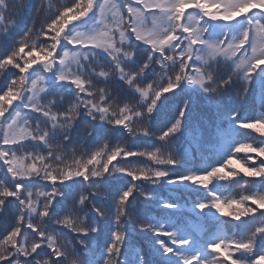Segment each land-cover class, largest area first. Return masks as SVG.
<instances>
[{
    "label": "snow or ice",
    "instance_id": "obj_1",
    "mask_svg": "<svg viewBox=\"0 0 264 264\" xmlns=\"http://www.w3.org/2000/svg\"><path fill=\"white\" fill-rule=\"evenodd\" d=\"M6 7V0H0V31L4 32L15 24V22L9 23L6 19L3 11ZM49 8H52L51 4ZM188 9L193 8L181 11V0H65L55 11H49L50 22L46 24L42 32L52 41L48 47H38L35 42H32L30 50L25 52V48L29 45L26 39H21L18 48L15 47L7 55L0 57V70L12 66L18 69L21 74L18 77L13 76L4 89L0 91V108L3 109L0 112V161H3V167L6 168V179L10 176V179H7V184L0 182V197H2L0 198V213L5 211L9 197L14 198L11 201L16 202L19 206L18 215H15L13 223L0 237V247L7 249L10 253V256L0 258V264H5L6 261H11L13 257L20 256L26 259L31 257L34 264H41L42 261L43 264H80L73 249L69 250L67 245L61 246L56 236L51 233L46 234L42 226L33 222L34 214H38L42 218L41 224L44 222L43 218L50 219L53 200L62 195L55 187L57 181L60 183L62 172L79 170L80 178L83 180L84 176H88V180L90 177L101 179L110 172L109 165L118 156L122 155L125 158L147 156L156 165L163 167L134 168L129 162L121 167H113L111 172H119L128 177H131L128 173L132 172L145 177V179L137 181L149 183L163 173H167L163 180L167 179L171 183H181L180 178L187 176L192 182L190 183L189 179H185L183 183L188 182L198 187H202L198 181L208 179L207 173L209 172L213 173L210 177L211 180L230 179V176L220 177L217 173L225 171L229 157H234L233 149L236 144L232 148L231 154L221 164L204 172H188L175 178H170V170L176 167L179 162L178 159L171 152L165 154L166 151H161L159 147L133 152L131 149L126 150L120 145L109 150L108 145L105 144L89 154L88 159H75L74 167L65 165L64 169L52 168L49 170L50 165L45 163L48 157L54 161L61 159L57 151L59 146L53 148L52 137L57 131L62 132V126L76 120L77 115L81 114V106L83 107L82 112L91 120L121 126L118 128L126 130L130 135H135L134 129L130 126L133 117L147 122L156 110L160 97L174 92L181 85L198 87L209 95H216L221 90V85L224 88L228 86L232 82L230 74L224 78L217 71V65L221 62L230 64L231 68L235 69L233 74L241 76L245 85L251 83L252 77L257 72H264V11L249 10L246 14L230 22L232 24L243 18L244 23L237 33L231 35L225 33L219 38L212 39L207 37L210 27L209 21L223 22L224 24L225 21L219 17L209 16L199 9L187 11ZM89 16L94 20L89 31H76L74 27H68L70 24L76 25L77 22ZM28 32H31L30 28L24 33L25 37H27ZM50 32L54 35L49 36ZM133 37L136 42L146 45L149 50L147 59L139 67L129 66L125 63L132 60L128 59L126 50L129 42H133ZM69 40L72 43H69ZM69 45L72 47L69 48ZM96 50L102 51L110 61L109 65L100 66L99 71H96L97 67L94 66ZM20 54H24V57L28 58L23 66L17 62L18 58L23 59ZM257 61L262 62L257 63ZM155 63L161 65V72L155 73L154 79H142L146 71L151 68L150 66ZM53 64H55V69L52 68ZM34 65H39L43 69L47 68L51 72L55 70V79L60 76V82H67L74 86L77 102L64 112H59L54 107L56 103L54 100H48L47 104H41L44 94L48 91V85L42 76L36 79L30 78L29 70L33 69ZM177 67L179 71L175 72ZM106 69H113L114 72L118 73L119 80L123 81V84L139 94L138 104L130 106L128 103H123L121 99L117 100L113 96H109L105 88L97 89L95 87L94 78L97 80L103 78L107 83L111 80L109 79L110 71ZM193 71L194 75L192 74ZM171 72H174V75L170 74ZM73 80L75 84L68 82ZM149 81L153 82L149 83ZM81 94L91 98L84 99ZM158 94L159 98H157ZM8 95H11V99L5 100L4 98ZM14 103H19L28 112L43 116L48 127L41 128L40 121H35V127H33L25 114L26 112L13 110ZM119 103H123V107H119L117 111L116 106ZM54 109L56 110L54 111ZM5 113H8L7 117ZM183 115L184 113L181 111L180 116L170 127L158 133L160 141H167L179 131ZM235 117L236 114H233V119ZM257 120H264V118L237 121V127L241 128L242 124H251ZM242 129L249 130L247 128ZM64 133H67L66 129ZM143 135L149 136L152 133L147 128L143 131ZM64 138L66 139L67 135ZM25 141L35 142L36 145L43 144L48 149V156L31 152L18 155V153H23L24 148L27 147ZM254 148L258 150V154H255V157L252 156L253 160L264 155V145H256ZM131 153H135V155H131ZM102 156H106V160L103 162L100 159ZM26 160L33 162L29 164L25 162ZM260 161H264V159ZM89 165L92 166L91 169ZM253 165L251 167H264V163H260L258 166ZM21 169L23 174H21ZM33 178L48 181L55 178L50 193L43 191L35 193L37 198L45 197L46 200L43 205L44 210L39 212L37 200L33 199V192L27 189L23 183V181H29ZM204 189H208V187ZM135 191H137L136 184L132 183L119 197L118 214L115 217L117 229L114 232L116 236L115 238L112 236L111 243L106 249L103 264H117L124 240L121 218L125 216V205ZM209 196L211 199L198 204H207V208L212 209L213 203L221 200V195H217L215 192H209ZM245 197H254L259 200L264 199V194H245ZM228 199L229 196L224 197L223 201L227 202ZM80 201L84 204L83 196H81ZM97 212L102 215L99 213V209ZM257 212L264 213L259 209L256 210ZM55 222L66 227L73 225L68 219L56 220ZM22 227H25V230H31L30 235H26L25 232L22 233ZM257 227H264V224ZM141 229L152 231L156 236L168 237L173 245L183 247L189 243L187 240L174 239L175 233L165 230L163 226L155 228L148 224L141 225ZM75 232L81 237L88 235L79 229ZM162 233L170 234L165 236ZM235 242L238 241H234L233 238H221L207 245L208 256H203L201 253L182 256L181 264H188L189 260H192V264H227L229 261L231 264V261L238 259L232 258L233 252L231 259H229L228 245ZM80 243H83V240ZM157 243L165 255L175 254V249L166 244L164 240H158ZM43 244H46V247H42ZM209 245H212L215 251L210 250ZM38 249L43 251H38ZM234 252L239 253L240 251L234 249ZM260 255H264V253ZM44 256L49 257V259L41 260L40 258ZM221 256L225 258L221 259ZM14 262L20 264L19 260L13 261V264Z\"/></svg>",
    "mask_w": 264,
    "mask_h": 264
},
{
    "label": "trees",
    "instance_id": "obj_2",
    "mask_svg": "<svg viewBox=\"0 0 264 264\" xmlns=\"http://www.w3.org/2000/svg\"><path fill=\"white\" fill-rule=\"evenodd\" d=\"M64 2L65 0H6L7 7L3 9L4 14L9 23L15 22V24L9 27L6 32L0 31V57L7 55L15 47L18 48L21 39H26L29 45L25 48V52L30 50L32 42H35L38 47H48L52 41L42 32L46 24L50 22L49 11H55ZM50 4L52 5L51 9L49 8ZM187 11L197 10L188 9ZM93 23L94 20L89 16L77 22L76 25L70 24L68 27H74L76 31L86 32L90 30ZM243 23V18L239 23L233 22L231 25L209 21L210 27L207 37L215 39L225 33L235 34L240 30ZM29 28L31 32H28L27 37H25L24 33ZM51 35L54 33L50 32L49 36ZM133 43L136 49L135 55L132 60L125 63L129 66L139 67L147 59L149 50L146 45L136 42L134 37ZM68 47L71 48L72 46L69 45ZM20 56L23 59L18 58L17 62L23 66L28 58L24 57V54H20ZM95 57L96 71L100 70V66L110 64L107 56L100 50H96ZM84 63L87 64V62ZM150 67L142 79H154L155 73L159 74L162 70L159 63ZM106 70L110 71L109 79L111 80L107 83L103 78L99 80L94 78L95 87L97 89L105 88L109 96H113L117 100L121 99L123 103H128L130 106L138 104L139 94L123 84V81L119 80L118 73L114 72L113 69ZM29 71L31 79L42 76L47 82L48 91L44 94L41 104H47L48 100H54L56 101L54 107L59 112H64L77 102L74 86L67 82H58L55 79V70L49 73L45 72L41 66L34 65L33 69ZM178 71L179 68L177 67L175 72ZM217 71L222 77L227 78L232 68L230 64L221 62L217 65ZM170 74L174 75V72ZM192 74H195L194 71ZM15 75L18 77L21 74L18 69L12 66L0 70V91ZM152 82L149 81V83ZM81 97L84 99L91 98L85 94H81ZM123 103L116 106L117 111L119 107H123ZM13 110L26 112L25 114L33 127H35V121L41 122V128L48 127L43 116L24 110L19 103H14ZM80 111L81 114L77 115L70 133L57 131L52 137L53 148L59 146L57 151L61 159L54 161L48 157L45 163L50 165L49 170L52 168L64 169L65 165L74 167L75 159L86 160L89 154L107 144L109 150L120 145L126 150L131 149L133 152L159 147L166 151L165 154L167 152L173 153L179 162L174 169L170 170V178L188 172H204L221 164L231 154L234 145L239 142H251L253 146L264 145V137L251 132V130L237 127V121L264 118V72H257L252 77L251 83L247 84L246 90L244 80L238 75L216 95H209L195 86L181 85L174 92L160 97L156 110L147 122L133 117L130 126L134 129L135 135H130L126 130L118 128L121 126L91 120L82 112V106ZM181 111L184 115L179 131L167 141H160L158 133L170 127L180 116ZM233 114H236L235 119H233ZM7 115L8 113H5L6 117ZM147 128L152 135H143V131ZM65 135L68 136V139L64 138ZM24 143L27 147L24 148L23 153H18V155L31 152L48 156V149L43 144L36 145L32 141H25ZM247 155L249 154L235 153L234 158L243 160L251 167L254 163L247 159ZM250 155L255 157L254 153ZM100 159L103 162L106 160V156H102ZM261 159V157L255 158L257 166L264 163V161H260ZM25 162L30 164L33 161L26 160ZM129 162L134 168L163 167L156 165L147 156L125 158L121 155L112 161L109 165L110 172L101 179L90 177L88 181H84L82 178H76L63 184L57 181L55 187L62 195L53 200L50 219L43 218L44 222L41 224L42 218L38 214H34L33 222L42 226L46 234L51 233L56 236L59 244L67 245L69 250L73 249L82 264H103L106 249L111 243L112 233L117 229L115 217L118 214L119 197L132 183L136 184L137 191L129 198L125 205V216L121 218L124 240L117 264H181L182 256L196 253L208 256V244L221 238L243 239L255 227L264 224V213L262 212L236 221L230 217L219 216L214 209L206 208L201 211L196 207L198 203L211 199L209 192L221 195V200L227 196L238 199L241 194H264V177L247 178L243 177L241 173L228 180L213 179L208 189H204L188 182L169 183L167 179L156 184L145 181L133 182L131 177L124 176L119 172H111L113 167H121ZM37 165L39 166L38 161ZM91 167L89 165L90 169ZM225 171L230 172L232 169L228 167ZM5 173L6 168L3 167V161H0V182L7 184V179H10V176L6 179ZM23 183L27 189L33 192V199L37 200L38 212L43 211V205L46 202L45 197L37 198L35 193L40 191L50 193L53 188L52 182L33 178L29 181H23ZM81 196L85 198L83 205L80 204ZM8 199L9 202L6 203L5 211L0 213V237L5 234L8 227L13 223L15 215H18L19 212L18 204L11 201L14 198L9 197ZM165 204L173 205V207H164ZM248 206L255 207L251 202H248ZM97 209L102 215L98 214ZM83 214H86L87 226L96 229L95 232L90 231L87 236L81 237L70 227L55 222L56 220L68 219L75 224L77 217ZM148 224L155 228L163 226L165 230L175 233L174 239L187 240L189 243L183 247L173 245L168 237L156 236L152 231L141 229V225ZM30 231L22 227V233L25 232L26 235H30ZM81 240L83 243H80ZM158 240H164L166 244L173 247L175 254L165 255L157 243ZM42 247H46V244H43ZM38 251L42 252L43 250L38 249ZM229 251L233 252V259L236 258L251 264L256 256L264 253V234L257 236L255 248L250 254L236 253L231 248ZM52 258L54 259V257ZM220 258L224 259L225 257L221 256ZM40 259H49V257L44 256ZM15 260H19L20 264H34L31 257L26 259L22 256L13 257L11 261H6L5 264H13ZM227 264H230V261Z\"/></svg>",
    "mask_w": 264,
    "mask_h": 264
},
{
    "label": "clouds",
    "instance_id": "obj_3",
    "mask_svg": "<svg viewBox=\"0 0 264 264\" xmlns=\"http://www.w3.org/2000/svg\"><path fill=\"white\" fill-rule=\"evenodd\" d=\"M187 8L199 9L201 11L206 12L209 16L219 17L223 19L226 25H231L230 24L231 21H233L234 19H236L237 17L243 14H246L251 9H259V10L264 11V0H181V11ZM240 21H238V23ZM137 39H139V37H137ZM69 43H72V41L69 40ZM53 55H55V53H53ZM126 55L128 59H132L134 57L135 46L133 42H129L128 49L126 50ZM261 62L262 61H257V63H261ZM52 68L55 69V64L52 65ZM44 71L51 73V71L47 68L44 69ZM233 73H235V69H232V72L230 73L231 80H233L235 77L238 76ZM56 80L60 82L61 77L57 76ZM68 82L75 84L74 80L68 81ZM246 87L247 85H245V90H246ZM223 89L224 87L223 85H221V90L217 94H219ZM157 98H159V94L157 95ZM4 99L5 100L11 99V95L6 96ZM2 111L3 109L0 108V112ZM75 122L76 120L71 121L68 124L62 126L61 131L64 132V130L66 129L67 133H70ZM240 127L247 128L251 130V132L258 133L260 136L264 137V120H257L251 124H242ZM165 135H167V133H165ZM66 139H68V136ZM161 151L163 150L161 149ZM233 151L235 153L249 154L247 155V159L252 160L253 163H255V160L252 159V155L250 154H253V153L258 154V150L254 148L251 142H239L235 145ZM131 155H135V153H131ZM261 158L264 159V155H261ZM228 167H231L232 171L218 172L217 175L220 177L230 176V179L238 176L241 173L243 174V177H247V178H258V177L264 176V167H249L246 163H244L243 160L235 159L234 157H229V160L226 163V168ZM20 171H21V174H23V170L21 169ZM80 175L81 173L79 170H68V171L62 172L61 173L62 178L60 179V183L63 184L66 181L80 178ZM128 175L132 177L133 182L137 180L145 179V177L139 176L132 172H129ZM212 175H213L212 172L207 173V177L209 178L201 179L198 181V183L204 188L209 187V185L212 183V180L210 179ZM166 176H167V173H163L151 183L156 184L162 181ZM185 179L190 180L189 177L185 176V177L180 178L181 183H183V180ZM84 180L88 181V176H84ZM51 182L54 183L55 178H53ZM191 182L192 181L190 180V183ZM169 183H171V181H169ZM248 202H251V204L255 205V207H249ZM80 204L83 205L81 201H80ZM163 206L167 208L173 207L170 204H165ZM207 207L208 205L204 203L197 205V209L201 211H203ZM212 209H214L215 212L219 214V216L230 217L236 221H239L243 217L254 215L257 209L264 211V199L258 200V199H255L254 197H245L244 194H241L238 199L234 198L233 196H229V199L227 200V202H224L223 200H219L213 203ZM38 226L40 225L38 224ZM70 228L74 232L75 230L79 229L85 232L86 234H89L90 231L91 232L96 231L95 228H89L87 226L86 214L78 216L75 224L70 226ZM157 234H161V233H157ZM162 234L167 236L170 233H162ZM260 234H264V227H255V229L251 231L250 233H248L245 238L243 239L233 238L234 241H238V242L230 243L228 245V248L250 254L253 252L255 248L257 236ZM112 236L113 238H115L116 233L113 232ZM60 245L63 246V244H60ZM209 249L212 251H215V248H213L212 245H209ZM231 255H232V252L229 251V259H231ZM4 256H10V253L7 251V249L0 247V258ZM41 264H43V261L41 262ZM80 264H82V262H80ZM188 264H192V260H189ZM231 264H247V262L242 261V260H233L231 261ZM251 264H264V255L256 256L255 259L251 261Z\"/></svg>",
    "mask_w": 264,
    "mask_h": 264
}]
</instances>
